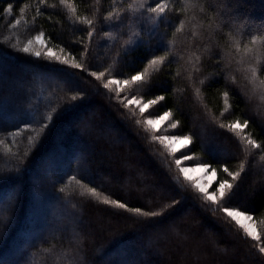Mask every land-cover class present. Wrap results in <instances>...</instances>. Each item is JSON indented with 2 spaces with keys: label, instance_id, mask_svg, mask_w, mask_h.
Listing matches in <instances>:
<instances>
[{
  "label": "trees",
  "instance_id": "trees-1",
  "mask_svg": "<svg viewBox=\"0 0 264 264\" xmlns=\"http://www.w3.org/2000/svg\"><path fill=\"white\" fill-rule=\"evenodd\" d=\"M22 2L30 5L25 16L31 24L33 0H0V12L12 3L18 16ZM74 2L85 14L84 4ZM85 3L91 18L94 0ZM206 4L215 11H208L203 3L199 7L204 8L205 16L213 17V29L221 25L222 34L231 29L243 41L250 39L246 34H257L264 25V0H206ZM98 7V35L93 45L96 58L89 57L84 63L89 71L108 69L104 80L7 45L0 47V141H4L0 144V264H264L255 242L222 212L213 211L216 206L180 176L167 149L152 141L156 134L145 130L138 108L125 109L116 98L115 85L109 91L103 83L109 75L129 78L153 55H163L168 41L175 40L170 57L175 62L153 73L150 83L125 87L121 95L142 101L165 96L152 107L151 114L171 110L173 120L179 121L171 135L194 133L191 151L185 152L197 164L205 162L217 169L226 164L232 171L239 170L247 153L239 139L219 124L247 118L251 121L247 131L258 141L264 140L260 93L247 91L250 86L239 73L235 84L231 72L219 74L215 65L225 46L220 34L212 37L208 51L204 50L207 39L197 40L201 46L191 48L186 47V35L173 37V25L178 23L174 14H168L167 26L162 23L155 32L151 22L144 24L140 46L117 57L133 33L132 20L125 18L113 27L112 21H103V15L111 10L110 0H102ZM66 16V10L58 8L51 22L38 19L35 31L43 28L54 42L69 45L79 59L83 46L70 44L74 34L66 21L63 26L56 24ZM6 25L7 19L0 20V41L12 31ZM17 28L21 37L29 36L24 22ZM104 32L112 33L115 41L112 36L105 38ZM193 52L201 56V70L193 73L190 82L185 69L191 71L187 60ZM176 72L181 76L174 79ZM260 76L264 78V72ZM225 86L234 100L230 111L221 117ZM77 93L79 98L70 100ZM53 107L57 112L50 126L29 145L26 126L38 128L41 117ZM17 131L23 135L14 137ZM247 158L254 162L248 165L227 206L248 211L258 230L264 232V161H260L259 152ZM71 176L129 207L162 215L139 216L81 197L78 186L69 180ZM224 178L226 174L218 172L210 191L216 180Z\"/></svg>",
  "mask_w": 264,
  "mask_h": 264
},
{
  "label": "snow or ice",
  "instance_id": "snow-or-ice-1",
  "mask_svg": "<svg viewBox=\"0 0 264 264\" xmlns=\"http://www.w3.org/2000/svg\"><path fill=\"white\" fill-rule=\"evenodd\" d=\"M33 3L35 4V15L31 18V24L28 23L27 17L25 16L26 11L30 8L29 3H21L18 9V16L14 12V5L12 3H8L3 7L2 12H0V20L7 19L6 26L10 30L16 29L21 22H24L25 30L30 34L24 39L17 36L15 40H13L11 36H5L3 40L0 41V47L7 45L18 52L36 58L43 57L50 62H57L73 69L88 72V74L96 80H104L106 72H109L108 69L103 72L89 71L84 63L89 57L93 59L96 58L93 45L98 35L97 23L100 13V8L98 6L102 3V0H94L91 18L87 15L88 5L85 3V0H80V3L85 6V14H81L78 11V6L74 0H52V2H50V0H33ZM110 3L111 10L103 15V21H112L113 27L117 24H122L125 18L132 20L134 18L144 17L155 26L151 30L155 32L160 24H166L168 14H174L178 18V23L173 25V37H176L177 34L186 35V47L191 48H198L201 46L197 43V40L203 41L207 39L208 46L204 48L205 51H208L209 47L212 45V37L220 34L221 38L225 40V46L221 48V55L215 65V67L219 69V74L226 75L227 72H231V80L232 83L235 84V74L239 73L245 81L246 86H250L247 87L246 90L252 94L259 92L260 99L264 100V78L260 76V73L264 72V25L261 26L257 34H246L250 36V39L242 41L231 29L229 30V34H222L220 32L221 25H217V27L213 29V17L205 16L204 8L199 7L203 3L205 7L208 8V11L214 12L215 9L207 5L206 0H110ZM228 6H230V4ZM58 8L66 10L67 16L64 21L57 20L56 24L63 26V23L66 21L74 34V38L70 41V44L83 46L79 54V59L73 54L74 50L71 49L69 45L63 42H54L49 33L44 31L43 28L39 31H35L37 20L43 17L48 22H51L52 16L55 15ZM48 9H52V13H49L47 11ZM145 13H147V16L144 15ZM133 14H138V17H134ZM221 15H223V13H221ZM204 20L207 21V24L201 22ZM78 25H83L84 27H77ZM223 27H228V25L224 24ZM210 29L211 31H209ZM33 31H35L34 35L31 34ZM80 32L84 34L76 35V33ZM187 33H190V35H187ZM103 36L108 38L112 36V33L104 32ZM112 39L115 41L116 37L112 36ZM174 43H176L175 40H169L162 49L164 52L163 55H153L152 58L147 60V64L142 70L137 71L129 78L121 80L116 76L109 75L103 83V87L112 91V86L115 85L116 98L123 104V107L127 109L133 105L138 106L140 114L144 115L146 110L151 109L153 106L163 101L165 96L158 95L154 99L142 101L135 96L129 99L126 96H122L121 93L124 91L125 87L150 83L153 73L160 72L164 67L174 63V58L170 59L172 56L171 45ZM140 44V33L133 32L129 36V39L123 42L116 56H120L121 53L127 55L129 52L133 51L134 48L139 47ZM95 47L98 48L99 45L96 44ZM225 48L227 51H225ZM183 58L182 56L181 59ZM113 62L117 63L118 61L114 58ZM187 64L191 66V71H188L187 68L185 71L188 72V79L192 82L193 73H199L201 70V56L193 52L189 56ZM69 75H74V73H69ZM180 76L181 73L176 72L173 78L176 79ZM200 83L204 84V81H200ZM195 92L199 95L200 88L196 87ZM79 96V93L72 95L70 100L76 101ZM222 97L224 109L221 112V117L224 116V113L230 111L234 100L233 93L227 86H225L222 92ZM56 112L57 109L53 107L47 115L42 116L41 120L38 122V128L26 126V130L30 132L27 137L29 145H32L38 137L46 132L50 123L55 118ZM135 122L136 124H140L141 120H136ZM165 122H168L167 128L170 129H176L179 124V121L173 120V112L171 110L165 111L163 114L155 117L149 116L142 121L145 130L151 131L152 133L159 131ZM250 123L251 121L247 118H243V122H241V118L237 117L234 121L228 123L221 122L219 124L221 129H227L228 132L233 133L239 139L242 150L247 153L245 160L240 162L239 170L237 171L230 170L226 164H220L219 169H217L205 162H200L194 167L183 166L184 162L194 159L192 155L184 151V149L191 151L190 146L194 141V133L185 135H152L151 139L154 142H159L167 149L168 154L172 156L175 161V166L178 168L180 176H182L185 181L190 182L192 187L198 193L202 194L205 201L216 206V208L212 210L222 212L230 221L234 222L235 225L242 230L245 237L255 242L253 246L258 252L264 255V232L258 230L253 215L237 207L227 206L228 202L235 197L239 190V182L242 176L246 174L248 165L254 162L247 157H254L255 153L259 152L260 161H264V140L258 141L251 132L247 131ZM12 135L14 137L21 136L23 135V131H17ZM3 143L4 141H0V144ZM176 153H180L179 158H176ZM192 172H200L212 178L217 177L218 172H220L226 174L227 178L216 180L215 189L210 191L212 181L210 180L208 184H205L201 180L191 176L190 173ZM69 180L73 181L75 185L78 186L80 190L79 195L81 197L88 196L104 205L122 209L139 216L156 217L162 215L161 212L143 211L140 207H129L127 203L112 199L102 194L96 187L89 186L87 183L82 182V178L71 176ZM60 191L64 192L65 188L62 187Z\"/></svg>",
  "mask_w": 264,
  "mask_h": 264
},
{
  "label": "rangeland",
  "instance_id": "rangeland-1",
  "mask_svg": "<svg viewBox=\"0 0 264 264\" xmlns=\"http://www.w3.org/2000/svg\"><path fill=\"white\" fill-rule=\"evenodd\" d=\"M145 14L147 15V13H145ZM133 15H134V17H138V14H133ZM149 22L150 21H148L144 17H139V18L132 19V24H133L132 25V30H133V32H139L140 33V31L142 29V26L144 24L149 23ZM20 33H21V31L19 30V28H16V29H14V30L11 31V33H10L9 36L13 37V40H15V38L17 36H19L21 39H24L23 37H21V34ZM133 106H135V105H133ZM135 107L138 108V110H139V107L138 106H135ZM151 109L146 110L145 114L143 115L144 116V119L147 118V117H149V116L155 117V116H153V114H151ZM167 123L168 122H165V124L161 126L160 130L157 131L154 134H156V135H171V132H172L171 130L172 129L167 128ZM185 150L186 149H184V151ZM176 156H180V153H176ZM196 165H197V163L194 161V159L191 160V161L184 162V164H183V166H189V167H194ZM190 175L193 176L195 179L201 180L205 184H208L210 180L213 183L214 180H215V178H212L211 176H205L203 173H200V172H192V173H190Z\"/></svg>",
  "mask_w": 264,
  "mask_h": 264
}]
</instances>
